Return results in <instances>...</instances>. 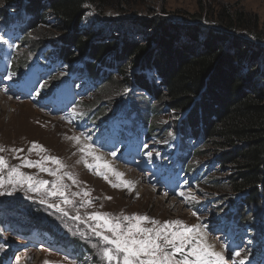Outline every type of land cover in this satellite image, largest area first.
Here are the masks:
<instances>
[{
  "label": "trees",
  "instance_id": "trees-1",
  "mask_svg": "<svg viewBox=\"0 0 264 264\" xmlns=\"http://www.w3.org/2000/svg\"><path fill=\"white\" fill-rule=\"evenodd\" d=\"M130 3L144 2L0 0V18L7 12L17 20L31 15L24 35L37 33L29 42L38 48L33 60L48 64L51 74L38 102L56 96L61 80L84 76L94 89L89 99L94 103L81 114L85 122L106 102L126 114L132 109L134 116L128 118L133 128L144 127L148 136L163 138L172 128L158 118L173 112L176 130L167 144L180 139L192 177L204 179L210 190L224 189L217 203L229 198L240 223L259 215L255 225L264 230V35L256 15L232 11L229 5L212 10L213 21L201 13L184 20L109 15L120 14ZM29 66L26 57L15 65L16 82L35 68L34 62L26 70ZM112 119L107 114L102 125ZM25 208L0 207V226L19 238L37 236L72 250L77 258L86 257L79 238L71 239L51 219L45 222Z\"/></svg>",
  "mask_w": 264,
  "mask_h": 264
},
{
  "label": "rangeland",
  "instance_id": "rangeland-1",
  "mask_svg": "<svg viewBox=\"0 0 264 264\" xmlns=\"http://www.w3.org/2000/svg\"><path fill=\"white\" fill-rule=\"evenodd\" d=\"M143 2V4H136L135 6H131L132 3H130L131 7L125 6L120 14L112 11L109 12V15L116 19L161 15L169 19H179L180 17L184 20L191 18L190 15L201 13L200 16L211 17L212 19H208L213 21L215 17L210 15L212 10L221 11L225 5H229L232 11L243 10L256 15L259 30L261 29L264 35V0H143ZM106 18L110 17L106 16ZM50 20L52 21L51 18ZM13 23L17 25V16L14 12L1 15L0 27H6ZM11 32L12 29H8L9 34L6 37L0 30V36L3 37L0 40V45L4 43L5 48H8L3 61L12 60L10 51L12 49L14 50L13 61L16 63L21 62L22 57H26L27 61L37 53L38 48L29 43L36 39L37 33L32 32L31 36L29 34L27 37L23 36L22 44H17L15 47L20 40L18 37L12 38ZM14 87V85H10V87H6L7 90L0 91V146L5 149V151L0 152V156H4L10 165L20 167V170L25 174L50 181L49 191L56 183L57 176H62V183L66 186L65 191L74 203L66 205L63 204V198L60 196L53 197L32 192L24 184L9 185L6 183L0 188V193H3L0 194V207L14 208L15 205H26L24 211L28 214L38 218L41 216L45 222L51 219L62 231L68 233L71 239L79 238L78 242L84 244V249L87 252L85 255L88 258H77L71 253L72 250H61V248L53 246L37 236L19 238L21 236L14 234L11 229L0 226V264H95L94 261L100 264H109L101 253L104 247H110V245H104L90 228V225L96 223V221L88 220V216L93 213L109 214L116 218L132 215L148 216L161 223L164 221H183V226L189 228L195 226L206 232L209 241L215 243L218 250L224 251V264H231L233 261L241 262L244 258L255 253L254 244L249 246L245 242L244 251L233 260L227 257L228 251L225 250V245L219 240V234H215L218 229H221L220 227L224 226L223 220L228 219L231 208L234 207L228 201L229 198H226L223 204L217 203L216 197L217 195H225L224 189L221 192L216 191V189L210 190L209 184L201 179L191 191H181L178 195L167 194L160 184L154 182L146 169L142 170L140 166L119 162L108 152L100 150L94 142L90 141V136L81 127L79 129L78 123L84 118L80 115L87 113V106L94 103L92 99L77 105L78 107H75L73 114L55 116L49 113L42 103L35 101L32 93L38 86L19 91ZM107 88H110V85H107ZM94 100H97V97ZM115 109L114 106L106 102L102 103L101 107L96 106L95 111L98 114L89 120V127L96 125L101 127L100 124L105 116L109 113L113 114ZM158 120L169 125L170 128L177 121L173 112L163 113ZM72 137H79L80 142L77 143L71 139ZM33 142L43 145L47 151H41L39 148L32 149ZM162 142L163 140L160 138L153 142L150 151L153 155L148 156L156 157V154L162 152L163 150L159 147ZM86 145L92 146L93 155H87L80 151ZM11 149H23V151L12 152ZM30 149L32 150L29 151ZM94 149L109 155L111 159L123 165L126 171L142 176L141 183L145 182L148 185L146 190L140 193L132 187L125 186L121 183V178L115 175V171H109L105 168L89 169L87 164H105L102 156L96 153ZM49 156L59 158L66 165V167L60 168L59 165L51 161H44L45 167L52 170L59 169L57 175L42 172L36 167L22 166L25 159L36 162ZM95 156L101 157V160H95ZM97 172H104L108 176V180L103 179ZM65 173L71 174L76 183L74 184L67 175H64ZM3 175H7V169ZM112 184H120V187H113ZM152 188H157V190L153 191ZM85 191L90 194L85 196ZM42 199L47 202L41 203ZM89 200L91 204L87 203ZM171 200H175L176 204L172 205ZM52 204L62 207L67 215L55 207H50ZM8 215L13 216L12 212H8ZM77 215L80 216L79 220L74 218ZM16 217L21 221L18 214ZM259 219L260 216L257 215L255 220L251 217L250 221L246 222L245 226L253 230L250 232V236L257 234L255 228L259 226L255 223ZM221 221L223 222L221 223ZM143 226L152 227L153 225L145 223ZM247 235V231H241L240 237L242 236L245 240ZM177 258L181 257L178 255ZM85 260L87 263L84 262ZM112 264H116V262H112Z\"/></svg>",
  "mask_w": 264,
  "mask_h": 264
},
{
  "label": "snow or ice",
  "instance_id": "snow-or-ice-1",
  "mask_svg": "<svg viewBox=\"0 0 264 264\" xmlns=\"http://www.w3.org/2000/svg\"><path fill=\"white\" fill-rule=\"evenodd\" d=\"M3 37L0 36V40ZM77 143L80 142L79 137H72ZM39 148L41 151H47L43 145L33 142L32 149ZM30 149L29 151H31ZM5 151L3 146H0V152ZM12 152H22L23 149H11ZM80 151L87 155H93L91 145H86ZM112 155H115L113 152ZM19 158V157H17ZM95 160L100 161L101 157L95 156ZM51 161L60 166L66 167L57 157H45L42 161L33 162L25 159L22 166L36 167L42 172H48L50 175H57L59 169L52 170L44 166V161ZM89 169L105 168L109 171H114L108 164H87ZM7 169V175H3ZM103 179L108 180V176L104 172H97ZM69 179L76 183L71 174L65 173ZM119 178L123 177V173L115 172ZM63 177L57 176L56 183L49 191L48 180L37 179L34 176L27 175L20 170L18 166H12L4 158L0 156V188L6 183L9 185L24 184L28 189L35 193H43L53 197L60 196L63 198V204L71 205L74 203L65 191L66 186L62 183ZM110 182V181H109ZM111 183V182H110ZM121 183L125 186L132 187V181L121 179ZM113 187H120V184H112ZM3 194V193H0ZM90 193L85 191L84 195ZM79 195V193H77ZM183 195V193H181ZM111 199V197H109ZM195 199V197H192ZM46 200H41V203H46ZM91 204V201H87ZM50 207L57 208L58 211L67 213L62 207L56 204ZM79 220L80 216L74 217ZM88 220L96 221L94 225H90L92 233L99 237L104 245L102 257L109 264H224V257L221 252L214 250V246L206 242L204 235L195 226L189 228L183 226V221H160L151 219L148 216H123L122 218L111 217L109 214L93 213L88 216ZM87 222V221H84ZM145 223H150L152 227H144ZM181 226V227H177ZM179 257L181 258H177ZM240 255L239 252L236 253Z\"/></svg>",
  "mask_w": 264,
  "mask_h": 264
},
{
  "label": "bare ground",
  "instance_id": "bare-ground-1",
  "mask_svg": "<svg viewBox=\"0 0 264 264\" xmlns=\"http://www.w3.org/2000/svg\"><path fill=\"white\" fill-rule=\"evenodd\" d=\"M9 34V33H8ZM10 37V35H9ZM94 151L98 154H100L102 156V160L105 161L106 164L110 165L111 168L114 169L115 172H120V173H123V177L121 179L125 180V181H132L133 182V185H132V188L136 189L138 192H143L144 190H146L145 188L148 187V185L144 183H141V179H142V176H140L139 174L137 173H130L129 171H126L124 166L117 163L116 161H114L113 159H111L109 157V155H106L100 151H97L96 149H94ZM54 169V168H53ZM56 170V169H55ZM63 174V173H62ZM128 187V186H127ZM153 187V186H152ZM84 189V188H83ZM153 191L157 190V188H152ZM159 191V189H158ZM108 193V192H107ZM109 194V193H108ZM171 204L172 205H175L176 202L175 200H171ZM170 206V205H169ZM105 208V207H104ZM108 208V207H106ZM101 209V208H100ZM109 209V208H108ZM200 232L204 235L205 239H206V242L210 245H213L214 246V250L217 251V252H221L222 255H224V251L223 250H218L215 246V243H211L209 241V237L208 235L206 234V232H204L202 229L200 230Z\"/></svg>",
  "mask_w": 264,
  "mask_h": 264
}]
</instances>
